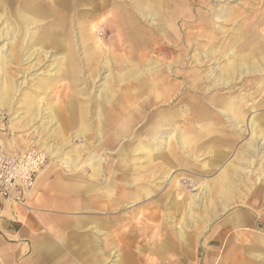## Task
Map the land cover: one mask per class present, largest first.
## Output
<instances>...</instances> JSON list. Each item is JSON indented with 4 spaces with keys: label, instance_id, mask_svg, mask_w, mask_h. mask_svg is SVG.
<instances>
[{
    "label": "rangeland",
    "instance_id": "374dc122",
    "mask_svg": "<svg viewBox=\"0 0 264 264\" xmlns=\"http://www.w3.org/2000/svg\"><path fill=\"white\" fill-rule=\"evenodd\" d=\"M126 1L122 4H107L105 15L93 22L75 20L73 19L74 17L72 18L73 20L69 21L68 19H64V36L56 38L57 42H40L39 40L36 42L40 37H26V39L19 42L17 50H20V55H22L28 48L38 45L43 49L38 57L27 62L20 61L18 58L15 63L6 62L2 64L0 81L13 80L15 82H21L24 84L22 89L25 92L33 93L32 89L35 87L45 88L46 85L51 84L49 85L48 91H43L45 95H40L41 98L37 101V106H45L48 102H53L58 106H62L65 100H68L67 96L70 95L71 89L84 88L85 92H81V95H78L79 99L73 101L75 115L71 117L72 115L68 116L64 114V118L68 119L69 123L66 122L68 124L65 125L63 132H56L52 137L48 138V143L61 146L60 151L59 149H53L56 151L54 155H51L50 151H47V149H41L38 145L40 138L43 139L45 137V131L39 126V122L37 124L36 119L30 122L32 128H29L26 124H21L20 121L12 120L11 117L13 114H10V112L0 109L5 115L3 130L0 132V139L3 140L4 147L11 152L20 151L27 146H35L45 151L47 158L39 171H44L47 168H71L73 166L72 168L78 167L80 169L88 167L91 173L92 164H96V166L99 164L101 167H106L108 166L107 163H112L113 159H118L115 155L119 145L117 142V145H113L112 142L110 143V137H106L108 126L99 124L96 116L89 114L94 113L93 110L97 107L95 106L96 101L90 102L88 99L96 98L99 95L98 89H100L101 82L103 81L102 77L107 74L101 66L105 59L108 58L111 61V71L114 73H124L128 67L127 65H129V62L125 59L124 54L126 51L122 46L121 35L117 33L118 27L114 21L115 18L119 17L128 9L127 7L129 4H126ZM146 1L148 2L150 0ZM182 2L184 3V0H182ZM182 2L178 4V0H162V2L156 4L158 12H162L163 10L169 13L166 20V31H168L170 35L158 30V28L161 27V21H159L157 17L154 20L141 18L140 25H138L144 28L145 39L148 40L153 34L154 36L166 39L169 45L177 44L173 38L177 35V30H180L181 33L191 34L184 37L185 44L182 52L185 60L183 66H180L181 73L193 68L199 72L210 68V65L207 64L202 66L197 65V62L194 60L195 57L201 55L204 50H208L210 45L208 41L204 43L207 37L202 34L203 32H214L215 34L213 33V37L217 40L216 47H218L220 44L226 43L230 35L232 36L233 31L241 25L245 35L250 37L249 49L257 47V45L264 47V0H259V2L258 0H213L212 5L208 4L207 6L206 4H201L202 6H200L198 0H185V4ZM136 3L137 0H130L134 22L137 15H139L138 11L135 10L137 6ZM206 3H208V1ZM210 5V10H207ZM139 7L142 6L139 4ZM20 9L22 12V7L18 10ZM224 11L228 14L227 17L224 16L225 18L223 19L221 15ZM182 12H184V14H182ZM203 12H206L205 15H203ZM229 12H231L230 15ZM58 15L62 16V14ZM194 15H196L197 18L200 16L207 17L208 22L206 23L203 20L201 25L199 23L195 24L193 22L196 18ZM172 16H174L175 19L172 20ZM219 18L223 19V23L217 22L220 21ZM50 21L51 20L41 21L38 19L37 24L29 28V30L39 29L40 25L47 23L49 25ZM0 25L5 28L7 26L9 28H14L12 22H2L0 20ZM53 28L57 29V26ZM136 30H138V28H135L134 32ZM147 32L149 33L147 34ZM200 40H202L201 45L203 46H197ZM49 44H54L58 47H55L56 49L47 47ZM158 44L159 42L157 43V41L154 40L149 43L147 41L146 44L142 46V50L145 48L149 51L148 55L143 57L144 60H147L143 66L146 67L147 64H151L154 61L158 63L162 62L167 65L173 59L177 58L178 51L171 53L165 50L166 48L157 49L156 46ZM70 49H72V51L75 50V60H77L80 66L76 69V73L79 77H82L87 84L83 82L76 86H70L71 80L68 77L60 76V72L52 67L50 59L44 54V51L48 50L51 51L49 54L60 57L64 54V50L71 52ZM145 49L143 51H145ZM34 61H39L40 63L35 66ZM95 66H98V68L94 69ZM47 67L50 68L47 74L51 73V76L54 75L55 70L57 71L55 80H51L45 75L43 69ZM89 67L91 68L89 69ZM143 71L146 72V69L143 68ZM261 73L262 77L260 83L262 84L259 89L257 88L258 85L253 83V77H249L246 80L247 87L245 88L247 93H249V97L245 103L246 108H248L245 117L246 121L253 115V112L250 110L251 108H255L264 121V69ZM113 76H117V74H113ZM185 78L186 80L184 82L180 79L174 82L172 81L174 84H180V86L179 88L176 86V94L171 102L163 103V106L153 104L143 113L146 120L151 119V122L145 123V117L135 122L131 129L132 133L130 132L129 135L131 139L133 136H136L134 141L132 139L134 146L137 141L138 145H141L142 135H144L145 129L160 116L174 109L175 103L179 99L183 104V108L186 109V113L180 116L179 119L176 118L174 122L175 127H170V129L168 128L169 130L166 129L165 131H172L178 128L186 130V134L188 131L189 136H195L197 138L196 146H199L205 138L199 139L198 136L195 135L197 133L195 131H197L200 126L202 127L210 124V134L208 137L224 138V140L227 139L225 137H228L233 140V145L230 149L227 148V156L223 162L218 165V167L214 168H209L207 166L212 159V152L210 149L203 150L196 155H188L187 148L174 147L172 149L173 157H171L173 160L172 164H168L164 159L146 160L145 156H148V154H135V152L130 151L126 158L125 171L131 175L137 176L138 180L134 186L139 189H145L150 194L144 198L139 197L136 205L128 204L130 208L127 205L126 209H118L117 213L122 215V220L116 221L115 224L108 223L109 226H107V230L113 234H126L132 232L137 233V229L143 228L144 225H148V227L145 231L146 238H142L141 234H139L140 238L133 242L115 241V247L122 252L119 263L127 264L126 259L131 257L135 259L133 260V264H176L177 262H180L179 264H200L205 252H207V250H212L216 258L215 264H229L228 261L230 257L231 260L233 257L235 259L232 262L233 264H264V237L262 236L263 231L259 230L262 229L260 224L254 226L255 228L252 227L250 229L239 230H230L228 227L226 229V226H220L221 222L229 218L232 212L238 208L247 207L256 215L257 211L249 202L254 203L257 198L260 204H257L256 209L262 211L260 205L264 206V178L256 182V185L260 187L259 193L254 192L255 186L250 187L249 189L251 190H247L249 185L242 182L241 190L238 194L230 197L226 203L228 204L226 209H223V201L216 194L210 193L212 195L203 196L204 189L207 187L208 183H212L224 169L223 167L234 159L237 148L249 142L248 135H246V132L245 134H238V129L232 130V127L229 126L225 118L219 114L217 117H213L210 120H195L193 118L192 109L194 102H192L190 98L194 95V90H196V88H193L191 83H189V77L186 76ZM237 81L238 83L234 84L229 90L236 89L241 85V83H239L241 80L239 79ZM216 89V91H213V95H225L224 92L227 91L225 88L216 87ZM233 94V97L237 99L240 97L241 92L236 91ZM183 95L184 100H181ZM215 99L216 98H212L207 100V102L209 103V107L218 113V109L216 110L212 104ZM82 100L85 101L82 102ZM103 106L106 108L110 107V105L106 103H103ZM82 108L86 109V111H83V115H81ZM20 117L25 123L30 119L29 113L26 111L21 112L19 114V118ZM70 118H72V120H70ZM34 127L36 128L32 131ZM103 131L104 133H102ZM176 134L182 137L180 131ZM100 138H102L103 141L101 147L98 145ZM131 139L127 143H130ZM148 143L155 145L156 141H150ZM218 147L224 149V147H221V144H219ZM262 150H264V145L259 148L256 160L257 166L247 167L246 165V168H243L244 174L247 170L254 171L249 180L253 184L255 182L254 179L258 175V173L256 174L257 170H255V168L262 165L264 169V156H262ZM75 152H79V156L78 158L76 157L74 161L73 159H75V156H73V153ZM167 153H169V151ZM92 155L95 156L91 159L90 156ZM147 163L160 165L163 169H149ZM39 171L36 175L32 190L26 197V206H30L29 201L31 198L39 199L40 195L37 194L36 188L39 181L43 179L41 178L43 174H40L41 172ZM242 176L244 177V175ZM260 176L264 175L260 174ZM53 179V176L49 177V180ZM49 180L47 181L49 182ZM109 181H112V179L110 178ZM105 188H109L108 184ZM194 195H197V198H199L196 199L199 206L192 204ZM201 196L202 199L200 198ZM128 198H134V195ZM105 203L104 200L92 202L93 206L98 207L104 206ZM125 204L126 202H122V206ZM132 206L133 208H131ZM105 209L108 217L112 212H115L109 207H105ZM234 214L241 213L237 210ZM166 216H172L175 219V223L166 221ZM190 216L194 219H188ZM253 220L254 218H252V221ZM176 224L181 227V233L185 238L184 241L179 239V234H175L178 231ZM218 235L220 241H217ZM163 240L166 243V250L161 251L160 245ZM104 242L106 251L113 247L111 244L112 242ZM127 254L128 256H126ZM227 254L231 256L229 257Z\"/></svg>",
    "mask_w": 264,
    "mask_h": 264
},
{
    "label": "bare ground",
    "instance_id": "6f19581e",
    "mask_svg": "<svg viewBox=\"0 0 264 264\" xmlns=\"http://www.w3.org/2000/svg\"><path fill=\"white\" fill-rule=\"evenodd\" d=\"M198 1L200 6L204 4H206V6L208 4L212 5L213 2V0ZM207 1L208 3H206ZM160 2H162V0H150L148 2L146 0H137L135 10L138 11L140 17L136 14L137 17L135 22L130 16L127 17L126 14L124 15L123 21L126 25L125 27L127 29L128 27L133 29L132 33L121 35L122 46L126 51L124 54L125 59L129 62V65H127L128 67L124 73H114L111 71L112 64L108 58L102 63L101 66L107 74L105 73L106 75L102 77L103 81L101 82L100 89H98L99 95L96 97L98 100H96L95 103L97 107L96 118L99 124L108 126L106 137H110V143L112 142L113 145H119L115 155L118 159H113L118 166L115 170H118L119 173H124L126 169V158L130 151L135 152V154H148V156H145L146 160L164 159L168 164H172L173 160L171 157H173L172 149L174 147L183 149L187 148L188 155H196L203 150L210 149L212 152V159L207 166L209 168L218 167V165H220L226 158L227 148L230 149L232 147L233 140L228 137H225L227 138L226 140H224V138L221 139L213 136L208 137L210 134V124L202 127L200 126L198 129L196 128L197 131L195 132L197 133L195 135H197L199 139L205 138L199 146H196L197 138L195 136H189L188 131L186 134V130L174 128L175 130L168 131L170 127H175L174 122L176 118L179 119L180 116L186 113V109L183 108L180 99L175 103L174 109L160 116L152 124L150 123L145 129L144 135H142L141 145H138L137 141L134 146L132 139L134 141L136 136H133L132 139L129 138L130 132L132 133V126L139 119L145 117L143 113L147 108L153 104L163 106V103L171 102L176 94V86L178 88L180 86V84L177 85L173 82L178 79L184 82L186 80L185 77H189V83H191L193 88H196V90H194V95L190 98V100L194 102L192 106L193 118L195 120L204 121L217 117L219 114L225 118L229 126L232 127V130L238 129V134H245L246 132V135H248L249 138V142L246 145L237 148L234 159L223 167L224 169L219 173L216 179L212 183H208L207 187L204 189L203 196L212 195L210 193L216 194L223 201V209H226L228 206V204H226L227 201L232 195L239 193L242 188V182L249 185L247 190H251L249 188L255 186L254 192L259 193L260 187L259 185H256V182L257 180L264 178V176H260V174L264 175L262 165L255 168V170H257L256 174L258 173V175L254 179V184L249 181L254 171L247 170L245 174L243 173V168H246V165L247 167L256 165L259 148L264 145V121L261 119V116L257 113L255 108H251L250 110L253 112V115L247 121L245 118L248 111L245 103L249 97V93H247L245 88L247 87L246 80L249 77H253V83L258 85V89L261 87V72L264 69V47L257 45V47L249 49L250 37L245 35L241 25L233 31L232 36L230 35L226 43L222 45L220 44L218 47H216L217 40L213 37L215 33L210 31L206 33L203 32L202 34L207 37V40L204 43L208 41L210 45L208 50H204L202 54L195 57L194 60L197 62V65L202 66L207 64L210 65V68L202 72L193 68L181 73L180 66H183L185 60L182 52L185 44L184 37L191 34L181 33L180 30H177V35L173 37L177 44L169 45L166 39L154 36L153 34L148 40L145 39L144 28L138 26L142 20L141 18L154 20L157 17L158 20L161 21V25L159 24L161 27L158 28V30L170 35V33L166 31V20L169 13H166V11L163 10L162 12L157 11L156 4ZM180 2H182V0H178V4ZM139 4L142 7H139ZM183 4H185V0ZM211 5L208 6L209 9L207 10H210ZM205 13L206 12H203V15H205ZM230 13L231 12H229V15ZM182 14H184V12H182ZM227 14L228 13L224 11L221 15L222 18L224 19V16L227 17ZM194 16L196 17V15ZM200 17H196L193 22L195 24L199 23L200 25L203 20L206 23L208 22L207 17ZM222 18H219L220 21L217 22L223 23ZM171 19L173 20L175 17L172 16ZM135 28H138V30L134 32ZM15 29L20 30L16 27L9 28L7 26L5 28L0 25V71L2 69V64L6 62L15 63L20 56V61L27 62L38 57L39 53L43 51L40 46L35 45L28 48L22 55H20V50H17V48L19 47V42L26 39V36L19 37L17 35L18 33L14 32ZM148 33L149 32H147V34ZM38 40L40 42H57L56 38L46 36L40 37L36 42H38ZM154 40H156L157 43L159 42L156 46L157 49L166 48L165 50L171 53L178 51L177 58L173 59L167 65L162 62L158 63L154 61L151 64H147L146 67L143 66L147 61L144 60L143 57H146L149 51L145 48V51H143L144 49L142 50L141 48L147 41L149 43ZM201 41L202 40L197 43V46H203L201 45ZM44 54L47 58L51 57V59H56L58 68H63L64 71H66V68H72L71 62L72 60L74 61L72 52H70L71 55L64 52L60 57L52 56L48 51H44ZM38 63L40 62L34 61L35 66H37ZM143 68L146 69V72L143 71ZM74 73L75 69H73V74ZM113 74H117V76H113ZM73 77L77 78V80L80 79L75 75ZM239 79L241 80L239 82L241 85L236 89L229 90L234 84L238 83L237 80ZM23 85V83L15 82L13 80L0 81V109L10 112V114H13L11 117L12 120L20 121L21 124H26L29 128L32 126L30 122L36 119L37 124L39 122V126L45 131V137L43 139L40 138L38 145L41 149H47V151H50L51 155H54L56 154V151L53 149H59L60 151L61 146L48 143V138L52 137L56 132H63L65 127L63 108L65 105L58 106L53 102H48L45 106H37L36 103L41 98L40 95H45V92L43 91H48L49 85L51 84L46 85L45 88L35 87L32 89L33 93L23 91ZM216 87L227 89V91L224 92L225 95H213V91L217 90ZM236 91L241 92L240 97L237 99H235L236 97H233V93ZM212 98H216L212 104L216 110L218 109V113L209 107L207 100ZM181 100H184V95L181 97ZM103 103L110 105V107H104ZM24 111L29 113L30 116L27 123L23 122L21 117L19 118V114ZM144 122H151V119L146 120L145 117ZM35 128L36 127H34L32 131ZM166 129L168 130L165 131ZM179 131L182 134V137L179 134V136L176 134ZM102 133H104V131ZM130 139L131 142L127 143ZM99 141L98 145L101 147L103 145L102 138H100ZM150 141H156V144H149L148 142ZM219 144H221V147H224V149L219 148ZM168 151L169 153H167ZM44 153L47 156L45 151ZM261 153L262 156H264V150H262ZM73 156H75V159H73L75 161L76 157L78 158L79 156V152L73 153ZM94 156L95 155H92L90 158L92 159ZM147 165L149 169H163L160 165L149 163H147ZM92 166V173L102 174L103 170L99 164L98 166L92 164ZM115 170L114 164H112L108 171L109 175H112ZM242 175H244V177ZM200 198L202 199V196ZM196 199L199 198H197V195H194L193 205H198ZM26 209L30 210L31 208L27 205ZM188 219L193 220L194 218L190 216ZM165 220L169 223H175V219L172 216H166ZM239 221H241L240 218ZM176 228H178V231L175 234H179V239L184 241L185 238L181 233V227L176 224ZM160 246V249H165L166 243L164 240L161 242ZM115 256L117 257L118 254Z\"/></svg>",
    "mask_w": 264,
    "mask_h": 264
},
{
    "label": "crops",
    "instance_id": "0c3cea01",
    "mask_svg": "<svg viewBox=\"0 0 264 264\" xmlns=\"http://www.w3.org/2000/svg\"><path fill=\"white\" fill-rule=\"evenodd\" d=\"M124 1L126 0H0V20L12 22L14 28H19L20 30H14L18 36L58 38L64 36V19L93 22L105 15L107 4H122ZM126 4H129L128 9L126 8L127 10L114 20L120 35H128L133 31L131 27L127 29L123 21L125 14L132 18L133 13L130 0H127ZM21 7L22 12L21 9L18 10ZM38 19L51 21L49 25L47 23L40 25L39 29L29 30L37 24ZM56 26L57 29H54L53 27L56 28ZM47 47L56 49L55 47L58 46L49 44ZM70 51L74 58L70 70L66 68L64 71L63 68H58L56 59L51 57L49 59L52 67L60 72V76L68 77L71 80L69 85L76 86L86 81L77 75L76 69L80 66L75 60L76 52L74 53L75 50L72 51V49ZM64 52L70 54L69 51L64 50ZM97 68L98 66L94 67V69ZM73 69H75L74 74ZM49 70V67L43 69L46 76L55 80L57 71L55 70L54 75L51 76V73L47 74ZM74 75L80 79L77 80L73 77ZM81 92H85L84 88L71 89L70 95L67 96L68 100H65L63 104L65 105L64 114L72 115L71 117L75 115L73 101L79 99ZM88 100L91 102L98 99L89 98ZM83 111L86 109L81 110V115ZM93 112L89 114L96 116L97 108ZM66 122L69 123V120L65 119V125L68 124ZM107 164L108 166L101 167L102 174H94L92 171L90 173L88 167L80 169L72 168V166L42 170L40 174H43L41 177L43 179L39 181L36 188L40 196L38 200L30 199V210L0 197V264H120L122 252L115 247V241L133 242L140 238L139 234L142 238H146L145 231L148 225L138 228L137 233L113 234L107 230L108 223L115 224L116 221H121L122 215L117 213L118 209H126L128 204L136 205L139 197H147L150 193L134 186L138 180L137 176L126 171L119 173L115 170L118 166L114 160ZM112 164H114L115 172L109 175L108 171ZM51 176L53 180H49ZM109 177L112 181H109ZM107 184L109 188H105ZM131 195H134V198H128ZM98 200H104L105 205L93 206L92 202ZM257 200L254 203L249 202L257 211L256 215L251 209L241 206L242 208L237 209L241 214H234L237 211L234 210L229 218L221 222L220 226L239 230L250 229L260 224L262 229L259 230L263 231L264 237V208H262L264 206L260 205L262 211L256 209L259 203ZM122 202L126 204L122 206ZM105 207L112 208L115 212L108 217ZM252 218H254L253 221ZM104 241L112 242L113 247L106 251ZM217 241H220L219 235ZM116 254H118L117 257ZM229 259V264H233L234 257L232 260L231 257ZM133 260L135 259L128 257L127 264L129 262L133 264ZM215 262L214 252L207 250L200 264H215Z\"/></svg>",
    "mask_w": 264,
    "mask_h": 264
},
{
    "label": "built area",
    "instance_id": "2783aa9c",
    "mask_svg": "<svg viewBox=\"0 0 264 264\" xmlns=\"http://www.w3.org/2000/svg\"><path fill=\"white\" fill-rule=\"evenodd\" d=\"M4 120L5 115L0 111V132ZM46 158L44 151L35 146H27L15 153L9 152L0 139V197L26 208V197Z\"/></svg>",
    "mask_w": 264,
    "mask_h": 264
}]
</instances>
